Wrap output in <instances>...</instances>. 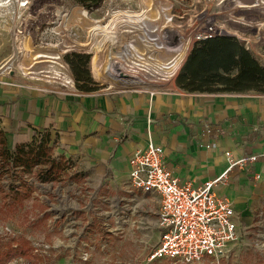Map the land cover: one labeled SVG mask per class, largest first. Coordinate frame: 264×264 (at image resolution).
Wrapping results in <instances>:
<instances>
[{"label": "rangeland", "instance_id": "1", "mask_svg": "<svg viewBox=\"0 0 264 264\" xmlns=\"http://www.w3.org/2000/svg\"><path fill=\"white\" fill-rule=\"evenodd\" d=\"M0 5V74L5 72L0 84L8 87L77 91L63 61L74 51L90 56L94 93H169L192 44L220 33L245 40L264 65V0L254 5L241 0H102L93 11L74 0H0ZM161 66L171 73L167 76L162 68L158 74ZM72 162L75 168L67 177L79 172ZM67 177L48 184L27 179L31 198L9 219L0 214V237L9 227L29 243L32 254L31 241L48 245V257L33 254L35 264H59L61 259L69 264H173L149 261L158 242L156 218L147 197L126 192V179L95 190L85 174L79 183ZM15 180L5 176L0 184L7 188ZM249 211L223 259L202 264H264V203Z\"/></svg>", "mask_w": 264, "mask_h": 264}, {"label": "crops", "instance_id": "2", "mask_svg": "<svg viewBox=\"0 0 264 264\" xmlns=\"http://www.w3.org/2000/svg\"><path fill=\"white\" fill-rule=\"evenodd\" d=\"M172 86L169 93L150 96L0 84V128L10 149L32 142L36 132H51L57 154L71 158L95 190L127 180L129 158L149 140L163 148L167 167L182 182L220 176L227 168L224 152L256 155L253 165L233 168L215 187L231 201L239 226L264 203V94H187ZM144 197L156 218V201Z\"/></svg>", "mask_w": 264, "mask_h": 264}, {"label": "trees", "instance_id": "3", "mask_svg": "<svg viewBox=\"0 0 264 264\" xmlns=\"http://www.w3.org/2000/svg\"><path fill=\"white\" fill-rule=\"evenodd\" d=\"M102 0H74L87 11L97 9ZM79 92L94 91L89 73L90 56L69 52L63 56ZM177 89L187 94L237 95L264 94V65L248 48L231 35L202 37L196 40L188 51L174 79ZM51 132H36L33 141L7 146L6 135L0 128V182L5 176L16 180L7 188L0 184V214L9 219L31 198L32 178L40 184L63 182L74 167L71 158L55 155L57 137ZM52 142V143H51ZM68 180L84 181V173L78 172ZM22 259L35 264L29 243L20 238L0 237V264H10Z\"/></svg>", "mask_w": 264, "mask_h": 264}, {"label": "built area", "instance_id": "4", "mask_svg": "<svg viewBox=\"0 0 264 264\" xmlns=\"http://www.w3.org/2000/svg\"><path fill=\"white\" fill-rule=\"evenodd\" d=\"M211 132L212 129L206 126L205 133ZM205 147L211 148V144ZM224 157L227 168L217 178L182 182L167 167L163 148L151 140L145 148L131 155L126 192L131 196H149L158 205L155 215L159 236L149 261L163 260L173 264L219 261L225 256L227 247L237 240L238 219L233 205L229 199L218 195L215 187L226 180L233 168L251 166L258 156L234 158L230 152H224ZM3 234L9 238L18 236L9 227H5ZM31 244L34 255L49 256L48 245L32 241ZM86 257L87 254L83 261Z\"/></svg>", "mask_w": 264, "mask_h": 264}, {"label": "water", "instance_id": "5", "mask_svg": "<svg viewBox=\"0 0 264 264\" xmlns=\"http://www.w3.org/2000/svg\"><path fill=\"white\" fill-rule=\"evenodd\" d=\"M242 2H244L246 5H254L255 3H256V1L257 0H247V1H245V0H241ZM218 35H225V34H215V35H208V36H205L204 38H206V37H213V36H218ZM239 40V42H240V44L242 45V46H246V42H245V40H242V39H238Z\"/></svg>", "mask_w": 264, "mask_h": 264}, {"label": "bare ground", "instance_id": "6", "mask_svg": "<svg viewBox=\"0 0 264 264\" xmlns=\"http://www.w3.org/2000/svg\"><path fill=\"white\" fill-rule=\"evenodd\" d=\"M65 65V64H64ZM65 67L67 68V66L65 65ZM8 68H10V67H8ZM162 68H163V66H161V67H159V70L160 71H158V74H160L161 73V71H162ZM163 70L165 71V74H167V76H168V74H170L171 73V71L169 70V69H164L163 68ZM25 71V69L23 70V72ZM0 72H1V69H0ZM5 73V72H4ZM30 75V74H29ZM164 75V74H163ZM26 77V74L25 73H21V78H25ZM168 78V77H167ZM160 79V78H159ZM166 80V79H165ZM171 80V79H170ZM69 85V84H68Z\"/></svg>", "mask_w": 264, "mask_h": 264}, {"label": "flooded vegetation", "instance_id": "7", "mask_svg": "<svg viewBox=\"0 0 264 264\" xmlns=\"http://www.w3.org/2000/svg\"><path fill=\"white\" fill-rule=\"evenodd\" d=\"M245 1H247V0H245Z\"/></svg>", "mask_w": 264, "mask_h": 264}]
</instances>
